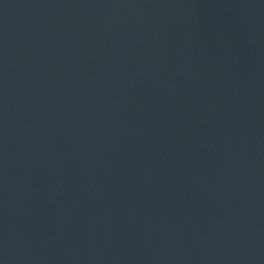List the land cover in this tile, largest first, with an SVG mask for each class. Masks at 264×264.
I'll list each match as a JSON object with an SVG mask.
<instances>
[{
    "label": "water",
    "instance_id": "1",
    "mask_svg": "<svg viewBox=\"0 0 264 264\" xmlns=\"http://www.w3.org/2000/svg\"><path fill=\"white\" fill-rule=\"evenodd\" d=\"M0 264H264V0H0Z\"/></svg>",
    "mask_w": 264,
    "mask_h": 264
}]
</instances>
